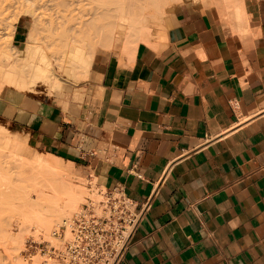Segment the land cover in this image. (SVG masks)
I'll return each mask as SVG.
<instances>
[{"label": "crops", "instance_id": "crops-1", "mask_svg": "<svg viewBox=\"0 0 264 264\" xmlns=\"http://www.w3.org/2000/svg\"><path fill=\"white\" fill-rule=\"evenodd\" d=\"M234 1L182 0L126 64L93 67L95 51L83 102L0 95L27 148L133 200L119 264H264V0Z\"/></svg>", "mask_w": 264, "mask_h": 264}, {"label": "rangeland", "instance_id": "rangeland-1", "mask_svg": "<svg viewBox=\"0 0 264 264\" xmlns=\"http://www.w3.org/2000/svg\"><path fill=\"white\" fill-rule=\"evenodd\" d=\"M32 1L34 13L36 15V24L40 32L38 36L42 38L41 41L44 45L52 43L51 48L53 52L57 53V51L61 50L60 48L71 44L73 41L77 44L85 43L91 48H94V52L96 51L93 58L94 67L97 64L110 63L113 60L119 64H126L130 62L131 59L129 52H132L139 44L144 43L155 46L153 43L142 40L127 41L123 34L117 33L118 31L116 30H118V28L116 29L115 24L119 13H124L134 19H139L144 12L150 14L152 12L159 13L160 11L168 9L169 5H174L176 9L171 11L170 14H163L167 19L162 22L160 32L159 30L157 31L159 35L162 36L160 37L162 38V42L165 39V33L182 0H174L172 2L169 0ZM26 2V0H0L1 39L3 41L8 40L13 32L11 35V44L17 48L22 46L28 31L33 27L32 25L35 24L32 20L33 17L21 12L26 7ZM168 2L169 5H167ZM195 2L203 5H216L221 9H227L226 11L231 9L229 0H205V2ZM104 10L109 11L111 14L106 16ZM163 15H161V17ZM11 20H13L12 23L9 22ZM19 20L26 25V30L22 42L15 43L13 41V35ZM8 23H11L10 28H13L14 31L13 29L10 31V28L7 27ZM113 30L116 31V33H114V38L111 42L109 36ZM59 41H61V44H59ZM51 48H47V52H50ZM90 79L91 75L89 73L88 77L77 81H63L61 82L62 88L54 90L53 92L47 91L42 86H37L34 91H19L14 87L6 85L0 91V95L5 90H13L28 97L40 99L48 98L55 100L63 106H69L75 102H83L84 99L90 95L92 89L87 84ZM0 125L4 132L7 133L10 141L17 144L15 151L6 150L3 151L4 153L1 152L2 155L0 154V224L2 228L4 227L3 230H5V232L0 230V260L3 261V264H24L22 251L24 250L26 242L31 236L44 232L38 227V229L34 227L35 224H29L26 231L19 233L20 220L22 218L19 209L23 208L21 205L31 197L34 201L36 200V193L32 186L39 178L38 180H34L35 182L30 178L31 176L29 174L32 165L28 162L35 151L26 147L23 135L13 130L2 117H0ZM63 166L71 170L70 175L72 177V182L81 186L86 192V198L80 203L78 209L89 199L98 198V191L100 188L97 186L95 178L91 179L88 173H85L74 165L72 167H66L67 164H63ZM78 209H74L65 220L70 219ZM63 221L64 219L59 225L53 224L52 227L47 230V232L50 231L49 234L45 231V233L41 234L42 237L48 238L52 231L57 230L62 225ZM37 231H39V233ZM45 234L48 236L45 237Z\"/></svg>", "mask_w": 264, "mask_h": 264}, {"label": "bare ground", "instance_id": "bare-ground-1", "mask_svg": "<svg viewBox=\"0 0 264 264\" xmlns=\"http://www.w3.org/2000/svg\"><path fill=\"white\" fill-rule=\"evenodd\" d=\"M26 1L27 5L21 12L33 17L32 20L35 24L28 31L22 46L17 48L11 44L13 32L10 38L5 41L0 36V91L7 85L20 91H34L37 86H42L47 91L53 92L62 88L61 82L63 81L70 82V80L77 81L86 78L94 48L85 43L77 44L73 41L71 44L60 48L61 50L57 53L53 52L52 43L48 42L49 44L44 45L41 41L42 38L38 36L40 32L36 24L33 1ZM195 1L205 2V0ZM229 1L230 6H235L238 11V1ZM167 5H169V2ZM174 7V5H169L168 9L159 13L144 12L139 19L119 13L115 24L116 29L118 28L116 31L123 34L127 41L142 40L157 46L162 39L160 38L162 36L159 35L162 22L167 19L163 14H170L171 11L176 9ZM104 14L108 16L111 13L104 10ZM161 15L163 16L161 17ZM9 22L12 23L13 20ZM11 23H8L7 27L10 28ZM12 29L10 28V31ZM158 30L159 32H157ZM116 31L113 30L109 36L111 42ZM59 44H61V41H59ZM47 48H51V51L47 52ZM24 143L26 144L25 140ZM16 147L17 144L10 141L7 133L0 125V154L2 155L1 152L6 150L13 152ZM28 162L32 165L30 178L33 181L38 180V178L39 180L33 183L32 186L36 193V200L34 201L32 197L27 199L21 205L23 208L19 209L22 215L19 233L26 231L29 224H35L34 227H38L45 233L53 224L59 225L74 209H78L80 203L86 198V192L81 186L72 182L71 170L63 166V164H67L66 167H72V163L36 151ZM3 228L1 225L0 230L2 231ZM2 232H5V230ZM37 232L39 233V231ZM49 232L47 233L49 234ZM43 233L40 232V234ZM46 236L48 235L45 234ZM2 262L0 260V264H3Z\"/></svg>", "mask_w": 264, "mask_h": 264}, {"label": "built area", "instance_id": "built-area-1", "mask_svg": "<svg viewBox=\"0 0 264 264\" xmlns=\"http://www.w3.org/2000/svg\"><path fill=\"white\" fill-rule=\"evenodd\" d=\"M133 200L116 189L98 191L48 238L31 236L24 264H119L139 222Z\"/></svg>", "mask_w": 264, "mask_h": 264}]
</instances>
